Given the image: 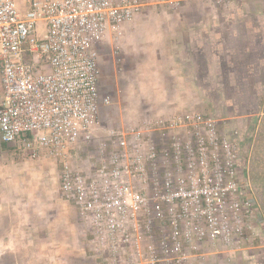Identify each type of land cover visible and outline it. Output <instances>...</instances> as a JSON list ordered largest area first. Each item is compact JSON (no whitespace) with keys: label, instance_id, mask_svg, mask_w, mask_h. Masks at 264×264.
<instances>
[{"label":"built area","instance_id":"1","mask_svg":"<svg viewBox=\"0 0 264 264\" xmlns=\"http://www.w3.org/2000/svg\"><path fill=\"white\" fill-rule=\"evenodd\" d=\"M191 0H156L178 9ZM223 6L231 0H212ZM143 0H0V142L59 166V190L99 264H208L248 250L257 206L238 174V131L201 112L104 129L99 47ZM90 154L89 166L73 159Z\"/></svg>","mask_w":264,"mask_h":264},{"label":"crops","instance_id":"2","mask_svg":"<svg viewBox=\"0 0 264 264\" xmlns=\"http://www.w3.org/2000/svg\"><path fill=\"white\" fill-rule=\"evenodd\" d=\"M106 49L113 64H129L136 86L144 78V92L136 94L145 102L132 103L147 106L149 120L194 111L215 119L223 133L238 131L239 180L257 206L258 246L208 264H264V0H191L179 10L145 4L99 54ZM90 157L73 152L83 168ZM73 260L100 262L91 229L61 196L58 164L45 154L23 159L0 144V264Z\"/></svg>","mask_w":264,"mask_h":264},{"label":"rangeland","instance_id":"3","mask_svg":"<svg viewBox=\"0 0 264 264\" xmlns=\"http://www.w3.org/2000/svg\"><path fill=\"white\" fill-rule=\"evenodd\" d=\"M27 0H17L19 7L24 8ZM144 4H155L156 0H143ZM190 1H187L188 3ZM185 4V3H184ZM184 4H182L179 10ZM166 6V5H164ZM218 6V5H217ZM107 49L102 51L99 63V90L102 99L108 98V104L100 105L99 122L104 129L143 124L149 120L151 116L148 107L132 103L136 98H141V102H145L146 95H137L136 93L144 92L145 86L142 83L138 87L130 76V66L126 61H119L113 64L107 55ZM138 87V88H137ZM136 88L138 89L136 91ZM141 91V92H140ZM0 144H2L0 142ZM4 145V144H3ZM7 147V146H6ZM11 148L12 147H8ZM256 176V175H255ZM258 246V241L255 239L250 249ZM70 264H80L73 260Z\"/></svg>","mask_w":264,"mask_h":264}]
</instances>
